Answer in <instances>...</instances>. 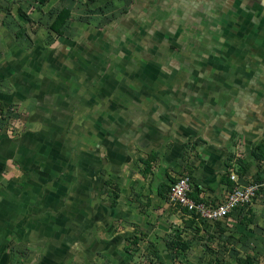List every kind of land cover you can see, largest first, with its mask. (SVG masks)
<instances>
[{"label": "rangeland", "instance_id": "374dc122", "mask_svg": "<svg viewBox=\"0 0 264 264\" xmlns=\"http://www.w3.org/2000/svg\"><path fill=\"white\" fill-rule=\"evenodd\" d=\"M249 7L254 18L247 23L240 0H0V62L6 55L23 61L18 67L13 64L15 67L11 70L15 74L10 77L9 85L15 92L13 80L17 71L19 75L21 71L32 72L39 82L38 88H28L23 105L15 102L1 107L4 115L0 119V142L9 138L23 142L33 135L36 138L47 133L46 129L54 126L61 129L64 136L69 137L74 132L72 138H67V144L73 139L70 145L73 152L85 143L88 154L93 152L104 167L100 170V162L96 163V177L92 180L94 190L88 195L89 210L99 217L98 222L90 223L94 236H85L84 240L79 238L83 251H74L75 256L70 260L62 257L57 260L58 264H256L257 258L249 257L256 253L258 244L250 242L247 248L244 247L240 217L232 226L226 222V226H211L200 221L193 225L182 215L181 218L167 216V222H162L161 226L151 220L146 221L147 226H141L137 221L122 225L116 218L108 216L100 222V213H105L100 205L112 203L114 197L108 193L119 191L115 186L117 183L112 182L114 167L123 170L118 181L125 188L142 176L145 180L139 182L149 183L147 179L151 175L138 170L142 163L139 156L145 151L141 150L142 139L136 135L139 132L144 135L148 124L169 123L171 134L181 133V127L190 128L187 126L190 120L200 121L198 112H206L202 104L208 101L204 106L213 105L209 111H214V115H218L219 108V112L228 117L230 112L237 114L234 148L241 144L245 147L241 151H246L248 145L245 142H250L249 155L254 154L251 149L255 153H264L263 148L255 146L259 141L255 136L259 133L241 130L254 123L251 113L246 112L252 110L256 100L242 99L246 86H243L238 64L240 51L237 44L241 42L239 33L236 34L239 31L237 25L247 23V29L252 33L263 28L264 18H256L261 15L262 7L264 13V0L260 7L253 3ZM66 10L69 15L60 28L63 35H59L52 25ZM33 52L37 55L36 67L23 68L25 64H32L31 59L25 57H32ZM225 57L230 60L226 62ZM8 76L6 73L4 77ZM210 83L215 86L211 91ZM247 84L249 87L250 83ZM61 89L68 96L62 94ZM56 94L59 99L47 105L45 101L56 98ZM208 94L211 99L206 97ZM20 96L17 98L21 100ZM29 97L34 102L28 100ZM80 98L84 100L81 102ZM47 106L50 108L46 111ZM34 118L40 122L34 123ZM184 121L187 124L181 126ZM119 122L125 125V130L128 126L136 130L135 139L131 138L135 142L131 141L124 153L128 152L125 155L127 161L118 168L113 163L117 158L112 152L116 143H112L115 136L127 134L119 129ZM242 139L244 143L240 142ZM185 141L190 157L195 154V143L203 140ZM238 165L242 173L245 161L239 158ZM153 181L156 183H151L147 192L151 193L148 195L150 200L154 198L153 187L159 183ZM122 191L123 187L121 197ZM125 193L123 199L127 200L129 192ZM164 200L159 205L160 212L154 213V219L165 216L167 211L179 212L169 197ZM155 206L153 202L152 209ZM244 219L249 220L245 227L253 235L263 227L259 222L262 218L258 216H245ZM132 223L138 225L134 227ZM107 229L106 234L113 239L109 247L112 250L102 256L100 232ZM134 236L142 240L136 239L133 243ZM86 241L89 245L85 248ZM93 251L96 252L92 255ZM87 253L89 259L85 260Z\"/></svg>", "mask_w": 264, "mask_h": 264}, {"label": "crops", "instance_id": "0c3cea01", "mask_svg": "<svg viewBox=\"0 0 264 264\" xmlns=\"http://www.w3.org/2000/svg\"><path fill=\"white\" fill-rule=\"evenodd\" d=\"M240 1L243 8H245L244 19L249 23L250 19L254 18L252 8L249 5L253 3L260 7L263 0ZM262 10L263 7L260 10L261 18L259 16L256 20L264 18ZM247 23L241 22L237 25L239 31L236 34L239 33L241 42L239 45L237 44L240 51L238 64L242 74L241 77L244 79L243 86H246L244 87L245 95L242 99L244 101L248 99L256 100V103L252 105L251 111L246 112L251 113L254 123L246 124L250 127H241V130L258 132L259 135L255 137L259 141L255 146L264 150V122L258 123L261 120L264 121V27L258 28L255 33H252L247 29ZM230 35L234 37L233 32H230ZM2 58L0 62V108L4 107V104L6 106L7 103L13 105L15 102H19L23 105L22 102L25 101L24 99L28 95L26 93L29 90L28 88H38L39 82L36 81V77L32 72L26 71L27 73H24V71H21L19 75L17 71L16 79L13 80V83H16L14 92L12 85H9L10 77H14L15 74H12L11 68L15 67L13 64H16V67L20 66L23 61H16L11 55ZM26 58L27 60L31 59L33 65L25 64L26 66L23 65V68L27 66L36 67V52H33L32 57ZM228 60L230 59L225 57V61ZM231 66L233 67V65ZM6 73L9 75L7 78L4 77ZM226 75L224 79L227 81ZM230 76L232 77L231 73ZM248 82L250 83L249 87L248 84L246 85ZM211 85L214 84L210 83L209 91L215 89V86L212 87ZM61 93L68 96L64 89H61ZM20 94L21 100L17 98ZM58 96L56 94V98H49L45 103L48 105L53 100H58ZM206 97L211 99V94ZM29 98L28 100L34 102L33 98ZM83 100V98H80L81 102ZM174 100L173 103H175ZM207 103L208 101L204 105ZM204 105L202 104V107L206 109V112H198L200 121L194 123L190 120L187 125L190 128H186L187 131L185 127H181V133L173 132L171 134L172 128L167 125L169 123L158 122L156 125L148 124L144 129V135L140 132L136 134L138 138L142 139L140 146L143 149L141 150L145 151L143 155L139 156L143 165L141 163L138 170L141 173L145 171L147 176L151 175V178L147 179L149 180L148 184L139 182L140 179L145 180L144 176L140 179H134L133 181L136 183L131 181L127 188L122 182L118 181L119 176H123L121 173L123 170L118 165L127 161L125 155L128 152L124 153L130 146V142H135L131 138L134 137L135 139L136 130L132 129L131 126H128V129L125 130V125L119 122V129L124 132L127 131L128 134L125 137L119 135V138L115 136L114 143H112H116L112 152L117 158L113 163L119 169L117 170L114 167L111 170V176H114L112 182L117 183L115 186L119 191L113 194L108 193V195L114 197L112 203L105 202V204L100 205L105 211V213H100V222H102L101 218L108 216L116 218L115 220H119L122 225H126V223L130 225L129 221H137L141 226H147L146 221L151 220L156 221L157 226H161L162 222H167V216L170 218L179 216L181 218L182 215L187 218L190 224H193L195 222L193 219L180 214V212L173 214L167 211L165 216L160 218L156 216L154 219V213L160 212L159 205L165 201L164 199L168 198L167 187L182 174H189L193 177L194 186L196 187L194 192L198 199L201 198L209 204H214L226 197L232 186L229 174L233 171L241 175L259 177V180L264 183V153H255V150L251 149L254 154L250 153L249 155L250 142H245L248 145L246 151H241L245 150V147L241 144L237 145L238 149L234 148V136L238 130V126L234 122L238 119L237 114L230 112L228 117L223 112H219L221 111L219 108L218 115H214V111H209V108L213 105L209 104V108ZM49 108L47 106L46 111ZM60 113L62 114V110ZM35 118L33 122L38 124L37 122L40 121ZM170 120H173V118ZM113 121L115 122L114 118ZM44 124L48 126L47 123ZM186 124L184 121L181 126ZM198 124H201V128ZM64 126L66 127V123ZM46 130L47 133H42L36 138L33 135L23 142L11 138L0 142V264H58L57 260H61L62 257L72 259L75 256L73 255L74 251H83L81 250L83 244L80 239L84 240V237L88 235L94 236L90 230V223L98 222L99 217L94 215L92 210H89L90 200L88 195L90 196L94 190L92 180L96 177V168H98L96 163L100 162V170L104 168L101 165V160L99 161V158L93 152L88 154V146L85 143L80 142V148L73 152L72 146H70L73 139L67 144V138H72L74 132L68 137L63 135L61 129L59 130L54 126ZM193 138L203 141L198 142V144L195 143V154L189 157L186 153L187 142L185 140ZM240 142L242 143L243 139ZM256 155H259V158H256ZM120 157L121 160H119ZM154 157L155 160H152ZM185 157L187 158L185 159ZM239 158H242L246 164L242 173L238 168ZM77 169H79L78 172ZM155 175L159 177L154 179ZM153 180L159 181L157 183L159 185L153 187L154 198L150 200L148 195L151 193L147 194V192L150 190ZM122 187L123 196L121 197L120 190ZM261 190L250 206L235 212L231 218L225 221L226 224L232 226V224L237 223L236 220L239 217L241 218L243 225L240 226L244 235V243L242 244L245 245V248L250 242L258 244L256 253H252L249 257L257 258L255 259L256 264H264V186ZM125 192H129L127 197H130L127 200L123 199L127 195ZM153 202L156 203L154 209H152ZM145 213L148 215L146 216ZM252 215L262 218L259 222L260 224L263 223V227L258 228L254 235L245 227V225H249V220L244 219L245 216L251 218ZM106 221L103 220V222ZM225 222L217 225L226 226ZM106 223L108 224V222ZM137 223L132 224L135 227V224L138 225ZM108 232L109 229L100 232V255L102 256H104L103 253L112 250L109 247L112 246L113 239L106 234ZM137 238V236H134L131 241L135 243ZM85 244V248L88 247V241ZM95 252H91L92 255ZM88 254L84 256L85 260L89 259ZM118 256L119 253L115 258Z\"/></svg>", "mask_w": 264, "mask_h": 264}, {"label": "built area", "instance_id": "2783aa9c", "mask_svg": "<svg viewBox=\"0 0 264 264\" xmlns=\"http://www.w3.org/2000/svg\"><path fill=\"white\" fill-rule=\"evenodd\" d=\"M4 111L0 110V119ZM12 134V131H9ZM232 186L226 197L214 204L202 200H195L192 197L194 192V181L190 175L178 177L170 185L168 192L169 201L178 208L179 212L193 219L195 222H203L211 226L225 222L235 212L250 206L256 199L264 183L259 177L241 175L233 171L229 174Z\"/></svg>", "mask_w": 264, "mask_h": 264}, {"label": "trees", "instance_id": "16d2710c", "mask_svg": "<svg viewBox=\"0 0 264 264\" xmlns=\"http://www.w3.org/2000/svg\"><path fill=\"white\" fill-rule=\"evenodd\" d=\"M68 15H69V11H68V10H66L65 12L62 11V13H60V14L57 16L55 22H54L53 25H52L53 30L56 31L59 35H63L62 30H61L60 28H61V26H62L63 24H65V21H66V19L68 18ZM0 109H1V108H0ZM255 157H256V158H259V155H256ZM152 160H155V157L152 158ZM184 175H189V174H184ZM181 176H183V174H182ZM190 176H191V175H190ZM175 180H176V179H174L172 182H174ZM170 187H171V185H169V186L167 187L168 192H169ZM192 197H193L195 200H198V201L200 200V199H198V196L196 195L195 192H193ZM137 240H140V239L137 238ZM175 245H180V244H179V243H175Z\"/></svg>", "mask_w": 264, "mask_h": 264}]
</instances>
